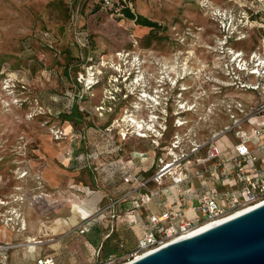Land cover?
Returning <instances> with one entry per match:
<instances>
[{
  "label": "rangeland",
  "instance_id": "1",
  "mask_svg": "<svg viewBox=\"0 0 264 264\" xmlns=\"http://www.w3.org/2000/svg\"><path fill=\"white\" fill-rule=\"evenodd\" d=\"M118 1L124 7L108 10L102 0H0V229L11 234L0 245L11 247L5 251L7 264L13 262L10 254L20 250L53 256L55 264H105L109 255L117 256L120 243L126 252L134 249L140 228L128 225L126 207L114 217L104 212L110 203L125 204L118 184L125 193L135 188L124 182V168L130 166L143 180L152 178L157 158L173 137L175 96L212 92L211 79H220L230 60L225 47L248 53L264 39V0ZM125 7L157 27L151 30L128 20ZM242 10L248 13V26L235 33L247 35L236 42V34L229 33ZM188 87L193 89L180 91ZM140 95L157 97V105L142 102ZM161 109L169 115L153 150L150 140L134 137L122 119L125 112L146 118L144 114ZM138 153H146L147 159L140 161ZM59 156L85 163L81 182L73 179L61 189L44 183V163L58 162ZM96 159L97 169L106 171L96 173ZM149 188L163 190L165 204L166 198L173 199L170 178L161 186L151 181ZM108 191L112 196H105L97 209L80 206L93 216L90 224L103 228L99 248L79 234L80 217L75 229L58 228L59 221L71 216L70 202ZM191 205L188 201L185 209L189 218L194 217ZM14 209L20 219L9 222ZM141 218L143 224L146 216ZM27 239L41 243L26 245Z\"/></svg>",
  "mask_w": 264,
  "mask_h": 264
},
{
  "label": "built area",
  "instance_id": "2",
  "mask_svg": "<svg viewBox=\"0 0 264 264\" xmlns=\"http://www.w3.org/2000/svg\"><path fill=\"white\" fill-rule=\"evenodd\" d=\"M102 1L103 9L112 10L115 5L123 7L118 0ZM220 20L222 28L225 27V14ZM235 20L238 22L229 35L248 26V13L242 10L241 17ZM240 32L235 33L236 42ZM243 34L247 35V32ZM235 51L240 57L235 61L229 54L230 60L223 65L221 78L215 83L210 82L216 86L212 92L202 89L197 93L191 91L187 98L182 92L175 96L173 137L164 154L157 158L158 168L152 178L143 180L125 165L124 182L135 188L124 194L129 206L123 217L128 225H136L138 213L146 210V219L135 248L124 255H109L105 264H127L204 225L219 220L225 222L236 213L264 203V39L252 52ZM225 52L228 54V47ZM140 96L144 99L142 102L148 101V96ZM134 107L138 111L142 109V106ZM149 114V118H138L125 112L122 122L137 139H149L155 150L164 136L166 126L162 125L166 124L169 113L161 109L149 111ZM150 116L159 119H150ZM120 136L126 137L124 131ZM137 157L140 161L147 159L146 153H138ZM166 178L173 184V199L166 198L168 204L161 201V195L165 194L163 190L149 188L151 181L161 186ZM196 183L204 188L192 202L190 210L194 217L189 218L185 210L189 190L182 187ZM150 204L158 211H148ZM114 205L110 203L104 210ZM13 211L9 213L12 215ZM92 217L88 213L86 217L80 216L79 234L89 232L88 221ZM10 248L0 245V264H7L5 251ZM123 249L124 245L120 243L119 250ZM118 259L122 262H114ZM35 260L36 264H55L49 256H39Z\"/></svg>",
  "mask_w": 264,
  "mask_h": 264
},
{
  "label": "water",
  "instance_id": "3",
  "mask_svg": "<svg viewBox=\"0 0 264 264\" xmlns=\"http://www.w3.org/2000/svg\"><path fill=\"white\" fill-rule=\"evenodd\" d=\"M127 264H264V203Z\"/></svg>",
  "mask_w": 264,
  "mask_h": 264
},
{
  "label": "crops",
  "instance_id": "4",
  "mask_svg": "<svg viewBox=\"0 0 264 264\" xmlns=\"http://www.w3.org/2000/svg\"><path fill=\"white\" fill-rule=\"evenodd\" d=\"M140 26V25H139ZM143 27V26H142ZM148 28V27H146ZM77 157H74L73 160L71 159V157L65 158L64 156H59L58 157V162L54 161H46L44 163V168L42 169L41 172V176L43 178L44 183L48 184L52 189H61V188H65L67 185L71 184V182L73 181V179H77L78 182L82 181V176H83V170L82 165L84 166L85 163L79 162L77 160ZM72 164H70L71 162ZM99 160L96 159V162L94 163V166H96V170H97V174L98 171H106L105 168L98 170L97 165L99 164L98 162ZM107 162V160L104 161V163ZM101 164V163H100ZM152 164V163H150ZM69 165H71V168L69 167ZM95 168V167H94ZM130 168V166H129ZM88 171V170H87ZM90 174V173H89ZM99 175L104 176V173H99ZM79 178V179H78ZM120 179V178H119ZM104 181L106 180L105 178L103 179ZM118 183V180H115L114 184ZM113 184V185H114ZM79 187V186H78ZM204 186H202L201 184H193L189 187L187 186H183L182 189L183 190H189L187 193V198L190 202H193L194 200H196V197L198 196V194L203 191ZM124 186L122 184H118V189H117V193H123L122 196L125 194L126 192V188L125 190ZM179 189V188H178ZM173 190V189H172ZM171 192V191H170ZM108 193V194H106ZM97 192L94 195L87 194L84 198H77L78 199V204L74 203V202H70V213L71 216L68 218V220H65L63 222H58V228H62L65 226L71 227L72 229H75L77 227L78 224V218L80 216H87V212L85 210H94L97 209L99 207V205L101 204L102 199L105 196H112V192ZM114 194V193H113ZM118 198V196L116 197ZM72 201H75L74 199ZM80 206H83L85 208L82 209ZM129 203L126 201L125 204H117L114 205L112 208L104 211L108 214H115V211L119 208H128ZM105 209V208H104ZM148 211H152V212H157V208L154 206V204H150ZM101 212V215L102 213ZM146 210H143V212L138 213V232L136 233L134 242H133V247L136 245V241L139 238V236L142 233V229H143V224H142V216L145 215L146 216ZM100 215V216H101ZM106 215H102V218H105ZM110 219L109 216L104 219L101 220V222L105 223L107 222V220ZM124 221V220H123ZM111 223V221H110ZM96 223H91L90 224V232L83 234V237L85 238L86 242L94 249L99 248V245H101L102 241H103V228H99ZM141 226V227H140ZM11 234H9L8 236L5 234L4 236L1 235L0 233V242H5L6 240L10 239ZM117 255H124L126 254V249L124 246L123 250H117ZM41 256L40 255V251L38 253L37 256L33 255V254H29L27 253L25 250H20L19 252L16 253H12L10 254V259L13 261L11 264H27L25 263V259H27V261H33V259L35 260V258ZM44 256V255H42ZM51 257V256H49ZM52 259L54 258L53 256L51 257ZM55 260V258L53 259ZM16 261H21V263H17ZM30 264H32L30 262Z\"/></svg>",
  "mask_w": 264,
  "mask_h": 264
},
{
  "label": "bare ground",
  "instance_id": "5",
  "mask_svg": "<svg viewBox=\"0 0 264 264\" xmlns=\"http://www.w3.org/2000/svg\"><path fill=\"white\" fill-rule=\"evenodd\" d=\"M240 34V36H239V38H238V40L240 41V40H242V39H246V37H245V34H243L244 36H242V33H239ZM238 34V35H239ZM259 44L257 43L256 44V46H258ZM256 46H253V48L251 49V50H253ZM252 52V51H251ZM250 52V53H251ZM228 54H230V58H234V60L236 61L237 60V58L238 57H240V54L239 53H237L234 49H232V48H228ZM223 67V66H222ZM223 70V69H222ZM211 83H215V81H214V79H211ZM182 90V89H181ZM182 95H183V93H182ZM156 98L157 97H153V98H148V100L152 103L153 101V103L155 104V105H157V102H155V100H156ZM145 115V117L146 118H149V113H148V115H146V114H144ZM168 116V115H167ZM150 119H159V118H157V117H153V116H150ZM125 120V119H124ZM127 120V119H126ZM134 123L135 124H137V122H135L134 121ZM248 210H251V208L250 209H245V210H243V211H241V212H239V213H236L235 215H233L232 217H230V218H233V217H235V216H238V215H240V214H242V213H244V212H246V211H248ZM11 213V212H10ZM15 214V215H14ZM12 215H13V218L12 219H10V220H8V221H19V219H20V215L18 214V213H16V211H13V213H12ZM220 222H222V220H219V221H217V222H215V223H210V224H207V225H204V226H202L201 228H199V229H197V230H195L194 232H192L191 234L189 233V235H187V236H185V237H182V238H186V237H189L190 235H192V234H196V233H200V232H202V231H205V230H207V229H209V228H211V227H213V226H215L216 224H219ZM20 223H21V225H20V227L22 228L21 230H24V222L23 221H20ZM2 232H4L5 234H8L9 233V231H7L5 228H3V229H0V233H2ZM182 238H180V239H182ZM179 239V240H180ZM178 240V239H177ZM177 240H175V241H177ZM39 243H41V242H36V241H34V240H32V239H27V241H26V245H32V244H39ZM26 245L24 246V248H26Z\"/></svg>",
  "mask_w": 264,
  "mask_h": 264
},
{
  "label": "trees",
  "instance_id": "6",
  "mask_svg": "<svg viewBox=\"0 0 264 264\" xmlns=\"http://www.w3.org/2000/svg\"><path fill=\"white\" fill-rule=\"evenodd\" d=\"M122 9H123L122 13H123L124 17H126L128 20L134 21L135 24H138V25L143 26V27L151 28V30H153V29H155L157 27V25L154 22L146 20V19L142 18L141 16L134 15L130 11L129 8L125 7V8H122ZM89 232H90V230H89Z\"/></svg>",
  "mask_w": 264,
  "mask_h": 264
}]
</instances>
